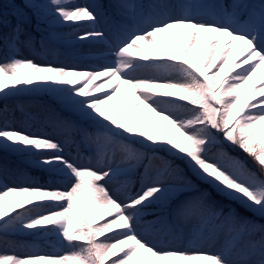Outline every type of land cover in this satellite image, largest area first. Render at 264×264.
Instances as JSON below:
<instances>
[{
    "label": "snow or ice",
    "instance_id": "obj_1",
    "mask_svg": "<svg viewBox=\"0 0 264 264\" xmlns=\"http://www.w3.org/2000/svg\"><path fill=\"white\" fill-rule=\"evenodd\" d=\"M26 6L50 28L78 30V42L106 45V63L54 66L21 58L19 44L31 45L32 38L21 41L19 18L3 37L8 55L0 62V98L44 90L88 126L49 119L58 140L29 131V114L17 128L7 108L0 109V151L48 174L40 184L24 170L0 168V243H11L10 233H54L71 249L0 252V264H264V223L230 207L225 213L156 154L163 149L186 161L199 179L264 220V0H233L230 11L202 0H152L147 7L122 0L117 7L125 19L113 40L98 30V6L76 0H27ZM146 68L157 75L141 78ZM257 71L260 80L242 102ZM80 145L93 152L86 163ZM225 145L242 150L258 171ZM141 167L133 193L128 177ZM9 176L13 186L5 182ZM183 191L194 194L176 205L171 219L143 220L149 205ZM221 236L218 250H206ZM184 240L186 247L172 246Z\"/></svg>",
    "mask_w": 264,
    "mask_h": 264
},
{
    "label": "rangeland",
    "instance_id": "obj_2",
    "mask_svg": "<svg viewBox=\"0 0 264 264\" xmlns=\"http://www.w3.org/2000/svg\"><path fill=\"white\" fill-rule=\"evenodd\" d=\"M76 2L80 3V4L87 3V4L94 5V6H98L97 11L101 14L99 17V20H103V22L99 21L98 30L99 29L104 30L106 32V34H108L109 40H113L114 38L111 35V32L115 31L116 27L125 19L124 15H123L125 10L117 7V5L122 2V0H76ZM127 2L142 4L145 7H147L152 2V0H127ZM202 2L211 3V4H223L230 11L231 10L230 5L233 3V0H229V2H227V0H202ZM250 2L258 3L259 0H250ZM102 9H107V14L102 15ZM113 13L115 14L117 19L113 17ZM26 16L27 15H25L24 13H19V18L21 20H23V22L27 21L28 18ZM100 23H102L103 25H101ZM74 32L76 34H78V30H75V29L67 27V26H58L56 29H54L53 31L48 33L49 38L38 39L39 43L32 39L31 45L26 46L23 43L19 44V46H18L19 55L21 58L32 59L36 63H39V64H52L54 66H58L57 62H56L57 59L65 58L67 56L72 55L75 52L78 54L80 53V57L82 56V58H84L85 56H90V53H86L84 56H83V54H81L82 52H84L88 49H91L89 45L97 47L99 49H103L104 46L102 43H89V42H78V41H76L75 35L73 34ZM161 38H164V37L158 35L157 39L160 40ZM20 39H21V41H24L28 38L21 36ZM141 43L143 44L144 42L142 41ZM49 45H52V46L55 45L54 46L55 49H53V48L51 49L49 47ZM76 45H78V47H83V48H81L79 50H75ZM144 47L147 49L148 45L144 44ZM165 50L170 52L169 47H167ZM21 52L26 53L24 55L25 57L21 56ZM232 55L234 56L235 53L233 52ZM6 56L7 55H5L4 53H2V54L0 53V62H2ZM155 58L156 57H154V59ZM27 71H28L27 69L24 70L25 73ZM142 72L144 73L145 78L148 76H151V75H157V73L152 69L146 68V69L142 70ZM259 80H260L259 71H257V74L254 75L252 77V79L248 81V83L245 85L244 89H246L250 92L252 85L256 84ZM44 93H46V91H44V90L36 91V92L28 91V92H22V93L16 94V95L8 96L6 99H13L14 100L13 107H17L20 110L28 111V112H38L39 107L35 106L34 104H31L30 102L24 101L23 99L26 98L25 96H27V95L28 96H34V95L40 96V95H43ZM6 99L0 98V102L3 100H6ZM121 99L122 98H120V97L117 98V101H116L117 106L119 105ZM48 100L56 102L59 106H63L61 103H59L58 98L50 92H49ZM118 114H119V110L117 107V111L114 112V115H118ZM49 117H51V115L46 116V118H49ZM143 119H144L143 116H141L140 117L141 122L143 121ZM11 122L14 123L17 128L25 126L23 123L17 121L15 118H13ZM28 130L31 132L47 133V134L55 136V138L58 140L62 139V137L59 136L58 134H56V132L54 130H45V129H42L39 127H36L35 129H29L28 128ZM87 148L89 149L88 146H87ZM66 151H68V150L66 149ZM7 153L14 155V156H20L18 154L12 153V152H7ZM71 154L72 155L77 154V147H76L75 151L71 150ZM79 154L83 158V162L86 163L87 159L93 155V152L90 149L87 152H83L82 150L79 149ZM117 159H119V157H117ZM159 163H160L159 161L154 162V164H159ZM0 168H5V167L3 164H0ZM34 168H36V167H34ZM36 169L42 170L40 168H36ZM26 171H28V170H26ZM28 172H30V171H28ZM129 178H130V176L128 177V179ZM35 179L40 184H44L40 181V179H38L36 177H35ZM119 179L121 181H123L125 178L120 177ZM130 181H131V185H130L131 191L133 192V183H132V180H130ZM5 182L9 186H13V177L9 176V178ZM15 182L20 183L19 180H16ZM170 182H172V181H170ZM172 183H174V182H172ZM113 186L114 185H109V187H113ZM188 195H192V194H190L189 192L183 191V192H180L175 198H173V199H176V202H173L174 208L176 207V205L180 201L184 200ZM165 206H167L166 202L161 203L162 208H164ZM256 217H258V216H256ZM159 218L171 219L172 217H166L164 215H159ZM190 227H191L190 225L186 226L185 232H187L190 229ZM155 228L160 229L161 224H157L155 226ZM10 234L21 235V236L27 235V236H30V237L36 239V240H40L43 244H46V245L50 246L49 248H52L51 250L41 249V250H39L40 254L51 253L54 251V249H59L60 254H63L64 252L71 251V249H69L68 247L62 246L57 241H54L52 239L51 234H54V233H51L48 235H44V234L33 235V234H30L28 231H25V232H16V233H10ZM224 239H225L224 236H221L220 240L216 244H214L213 246H211L210 248H208L206 250H210V251L215 252L216 250H218V248L221 246V244L224 243ZM172 246L173 247H186L187 246V240H184L182 243L176 242ZM0 252H7L8 254H12V249H11V247L0 243ZM20 253L23 254L26 252H20Z\"/></svg>",
    "mask_w": 264,
    "mask_h": 264
},
{
    "label": "trees",
    "instance_id": "obj_3",
    "mask_svg": "<svg viewBox=\"0 0 264 264\" xmlns=\"http://www.w3.org/2000/svg\"><path fill=\"white\" fill-rule=\"evenodd\" d=\"M32 2L37 3L36 0H32ZM26 4H27V0H0V13L7 8L13 7L15 5H21L29 11L30 16L32 17L33 23L42 21V20L38 19L36 10H34L33 8H30V7H27ZM11 32H12V29H10V26H8V24L0 18V46L3 47V49L6 50L7 53H8V48L4 44L3 37H5L6 35H8ZM244 92H245V95L242 96V98H241L242 102L247 97V91L244 90ZM3 108L4 107H2V105H0V109H3ZM225 147H226L227 151L232 156L239 157L240 159L247 161L248 166L250 168H252L254 171H258V169L256 168L255 164L253 163L252 159L249 156H247L238 147L228 146V145H225ZM213 150H216V148L214 147ZM156 154L158 156L166 159V160L171 161L174 166H178L180 169H182L183 175L185 177L196 180V182L205 184L207 186V192L211 195V198L216 203H218L219 205L224 206V211L226 209H229V207H230V208L236 209L241 215L249 216L250 218L254 217L251 214V212L245 211V209L238 202L232 201V200L224 197L222 194L218 193L212 185H210L208 183H204L203 180L199 179L192 172L191 168L188 166L186 161L180 159L179 157H177L175 155L169 154L166 150H163V149H158ZM151 206H156V204H151L148 207H151ZM144 212H145V215L143 217H147L148 212H146V211H144ZM259 223H264V222H259ZM24 247H25V244L20 243V244L15 246V248H16L15 250L23 249Z\"/></svg>",
    "mask_w": 264,
    "mask_h": 264
},
{
    "label": "bare ground",
    "instance_id": "obj_4",
    "mask_svg": "<svg viewBox=\"0 0 264 264\" xmlns=\"http://www.w3.org/2000/svg\"><path fill=\"white\" fill-rule=\"evenodd\" d=\"M160 41L165 45V49L168 47L165 38H161ZM106 47V45L104 46ZM105 50H97V54L94 55L91 61H85L88 57L83 59H78V54L73 53L70 56H67L65 58L59 59L57 61L58 66H79V67H85V66H92V65H97V64H102L106 63V59L104 58V53L106 52ZM149 52V55L151 58L156 57V53L148 46L146 49ZM26 53L21 52V56L23 57ZM25 57V56H24ZM85 61V62H84ZM141 78H145L144 73H141Z\"/></svg>",
    "mask_w": 264,
    "mask_h": 264
}]
</instances>
